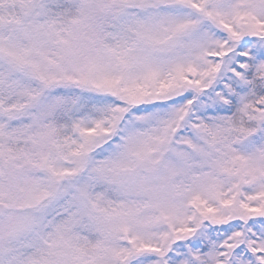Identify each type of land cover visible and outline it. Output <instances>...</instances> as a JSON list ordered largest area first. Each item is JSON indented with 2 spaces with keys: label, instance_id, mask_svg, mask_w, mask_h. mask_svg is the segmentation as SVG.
<instances>
[{
  "label": "snow or ice",
  "instance_id": "snow-or-ice-1",
  "mask_svg": "<svg viewBox=\"0 0 264 264\" xmlns=\"http://www.w3.org/2000/svg\"><path fill=\"white\" fill-rule=\"evenodd\" d=\"M0 264H264V0H0Z\"/></svg>",
  "mask_w": 264,
  "mask_h": 264
}]
</instances>
